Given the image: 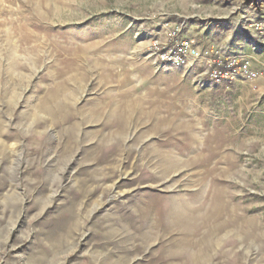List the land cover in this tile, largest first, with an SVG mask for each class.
Wrapping results in <instances>:
<instances>
[{
	"label": "rangeland",
	"instance_id": "1",
	"mask_svg": "<svg viewBox=\"0 0 264 264\" xmlns=\"http://www.w3.org/2000/svg\"><path fill=\"white\" fill-rule=\"evenodd\" d=\"M263 17L0 0V264H264Z\"/></svg>",
	"mask_w": 264,
	"mask_h": 264
},
{
	"label": "bare ground",
	"instance_id": "2",
	"mask_svg": "<svg viewBox=\"0 0 264 264\" xmlns=\"http://www.w3.org/2000/svg\"><path fill=\"white\" fill-rule=\"evenodd\" d=\"M109 112H110V111H109ZM125 122H126V121H125ZM167 165H168V164H167ZM165 166H166V164H165ZM166 167H167V166H166ZM168 169H169V170H168L167 173L172 172V171H176V167H175L174 164H170V165L168 166ZM176 215H177V214H176ZM205 220H206V219H205ZM207 224H208V223H207ZM199 254H200V253H199ZM201 254H202V253H201ZM201 254H200V255H201ZM196 255H197V254H196ZM197 256H198V255H197ZM197 259H198V257H197ZM201 259L204 260L202 257H201ZM202 260H201V261H202ZM195 261H196V260H195Z\"/></svg>",
	"mask_w": 264,
	"mask_h": 264
},
{
	"label": "built area",
	"instance_id": "3",
	"mask_svg": "<svg viewBox=\"0 0 264 264\" xmlns=\"http://www.w3.org/2000/svg\"><path fill=\"white\" fill-rule=\"evenodd\" d=\"M262 23H263V26H264V17H263Z\"/></svg>",
	"mask_w": 264,
	"mask_h": 264
}]
</instances>
